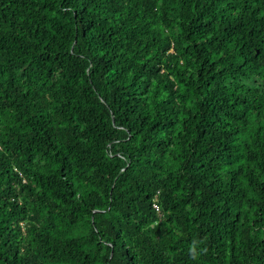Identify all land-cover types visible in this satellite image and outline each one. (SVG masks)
<instances>
[{
	"label": "trees",
	"instance_id": "16d2710c",
	"mask_svg": "<svg viewBox=\"0 0 264 264\" xmlns=\"http://www.w3.org/2000/svg\"><path fill=\"white\" fill-rule=\"evenodd\" d=\"M0 264H264V0H0Z\"/></svg>",
	"mask_w": 264,
	"mask_h": 264
},
{
	"label": "built area",
	"instance_id": "2783aa9c",
	"mask_svg": "<svg viewBox=\"0 0 264 264\" xmlns=\"http://www.w3.org/2000/svg\"><path fill=\"white\" fill-rule=\"evenodd\" d=\"M153 207L157 210L158 209V207H157V205L155 204V203H153Z\"/></svg>",
	"mask_w": 264,
	"mask_h": 264
}]
</instances>
